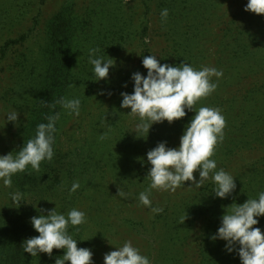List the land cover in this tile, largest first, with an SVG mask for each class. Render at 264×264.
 Instances as JSON below:
<instances>
[{
    "label": "trees",
    "instance_id": "obj_1",
    "mask_svg": "<svg viewBox=\"0 0 264 264\" xmlns=\"http://www.w3.org/2000/svg\"><path fill=\"white\" fill-rule=\"evenodd\" d=\"M220 2L222 0H139L138 9L144 11L141 15L144 21H136V24L134 17L137 10L132 2L124 0H85L79 6L74 2L72 7L60 9L43 27L44 38L37 56L32 60H26L27 57L15 60L13 76L17 86L15 89L9 88L12 94L0 97V103L5 108L16 109L19 115L22 114V120H19V127L15 126L11 131V142L7 141L8 145L0 149V155L13 152V156H16L23 144L34 138L37 125L47 123L46 117L59 113L54 133L56 142L60 125L72 116L57 103L62 97L79 98L80 114L83 113L84 105L94 90L93 86L100 82H95L92 75L90 49L98 48V56L105 60L111 58L113 63L119 64L122 60L120 53L135 42L142 49L137 71L145 72L142 59L150 54L148 46L152 42H146V38L148 13L153 3V16L159 18L156 24L160 40L153 45V55L157 56L161 64L179 66L187 62L196 70L210 67L223 72L218 80L212 77L211 82L217 84L215 91L201 98L194 108H218L225 118L224 139L217 143L210 159L217 162V170L223 169L230 173L237 184L232 196L220 199L213 194L215 185L211 179L200 189L189 187L191 182H186L191 196L182 199L173 210L174 221L164 233L171 245L186 248L194 244L200 260L198 264H240L235 253H226L224 241H213L211 236L220 226V218L226 207L229 206L225 209L228 211L233 202L242 204L248 198L258 199V193L264 192V86L242 87L243 82L264 73V15L245 11L246 4L238 5L237 14H231L229 8H221ZM163 9L169 12L166 21L161 19ZM9 10L0 7V18L7 19ZM217 19H220L218 28L222 25L218 34ZM0 54H5L4 49L0 50ZM3 91H6L5 88H2L1 95ZM99 115L98 124L102 123L101 119H106L103 121L106 130L97 131L92 126L96 136L90 138L87 147H90L89 152L94 151L105 163L98 160L97 156L93 161L103 163L110 169L120 151L111 150L109 136L104 133L111 134L116 125L106 113L101 112ZM194 115V112H187L185 118L172 124L167 121L154 124L148 134L149 143L143 146L153 145L154 148L159 142L167 141L168 147H178L183 130ZM101 136L106 138L101 140ZM117 142L123 146L121 134ZM251 154H258L259 157L240 169L234 166L236 161H243L244 156ZM87 159L92 160V155L88 154ZM124 159L128 161L126 155ZM54 160L55 153L51 162L41 163L39 172L29 166L25 172L14 175L10 188L4 187L0 181V264H55L57 257L62 258L63 249H54L51 258L43 253L32 257L21 246L24 240L39 235L30 223L31 217L46 215V203L51 200L55 203L60 195L52 193L42 205L40 200H34L35 203L28 207L22 202L19 208H16L18 205L12 202L10 195L19 191L26 201L27 197H42L44 191L49 193L47 189L54 191L44 183ZM84 163L86 165L88 161ZM86 168L83 167L84 170ZM194 176L199 179L198 173H194ZM143 177L144 174L142 177L140 174L141 184L127 186H138L137 201L139 194L147 188V177ZM58 203L63 212L71 210L69 201L61 200ZM40 209L44 211L40 212ZM257 226L264 230V217L260 218ZM68 233L74 239L79 232L76 227L69 226Z\"/></svg>",
    "mask_w": 264,
    "mask_h": 264
},
{
    "label": "rangeland",
    "instance_id": "obj_2",
    "mask_svg": "<svg viewBox=\"0 0 264 264\" xmlns=\"http://www.w3.org/2000/svg\"><path fill=\"white\" fill-rule=\"evenodd\" d=\"M74 2L79 6L85 0H0V7L10 9L6 15L7 19L0 18V50L5 51L3 56L0 54L3 58L0 61V97L12 94L9 88L11 90L17 86L13 76L15 60L24 57H27L26 60L35 58L43 42L42 31L46 22L51 20L60 9L72 7ZM124 2H132L136 8L135 24L136 21L137 23L144 21L141 17L144 11L141 8L138 9L139 0L134 2L124 0ZM246 3L247 0H222L220 2L221 8L223 10L229 8L231 14H237L238 5ZM151 6V12H147L149 27L146 42L150 40L152 42L148 46L149 55H153V45L160 42L156 24L159 18L156 15L153 16V3ZM219 20H216V25L220 23ZM219 26L222 27V25ZM219 28L217 25L216 34ZM28 49L31 51L27 52ZM141 52L142 49L138 48L135 42L131 47L128 45L123 53H120L122 60L120 59L119 64L115 62V67L109 70V78L93 86L94 90L90 93L91 99L89 98L84 105L83 113L78 117L72 115L60 125L53 149L55 160L50 174L46 172L49 174L48 179L44 180V183L54 191L47 189L49 193L44 191L42 197H27L24 204L28 207L29 204L40 200L42 205L52 193H58L60 197L57 199L59 200L55 203L53 200L48 201L44 210H51L47 208L53 209L56 205L57 211L67 216L68 211L63 212V209L59 208L61 204L58 203L61 200H67L70 202L71 210L75 208L85 212L86 223L76 227L79 233H76L74 239L78 241V247L89 248L93 251L94 264H103L104 254L115 250L114 247H121L126 241H131L142 255L149 258L151 264H198L200 260L195 252L194 244L186 248L171 245L164 233L166 227H170L174 221L173 210L180 205L182 199L185 200L191 196L188 186L179 187L175 191L151 190L149 197L152 201L151 207L165 210L162 215L154 213L151 208L136 200V194L139 192L138 186L127 187L130 184H141L140 174L141 177L144 174V179L145 176L147 177L151 165L147 163L146 153L153 149V145L143 146L144 143H149L147 134H144L143 138H137L132 132L135 125L139 123V117L130 115L128 113L130 109L120 108L122 100L120 93L131 94L133 92L131 75L138 70V57ZM142 74L146 75L147 70ZM124 84H127L126 88L123 87ZM260 85L264 86V73L243 82L242 87L249 89ZM2 88L6 91H3L1 95ZM101 90L113 94L111 96L99 95ZM13 110L16 109L5 108L0 103V149L8 145L7 141L11 142V131L15 126L12 123L6 124L5 117ZM101 112L106 113L116 125L114 132L104 133L109 136L111 150L120 151L119 155L115 156V162L110 165L112 167L110 169L104 166L105 162L94 151L89 152L90 147H87L90 138L96 136L92 126L96 127L97 131L106 130L105 122H103L106 119H101L102 123L98 124ZM19 120H22V114L19 115ZM120 134L123 146H119L117 142ZM125 134H128V137L124 138ZM171 143L170 141L169 146ZM88 154L92 155V160L87 159ZM100 154L103 155V152L100 151ZM125 155L128 157L127 162L124 159ZM96 156L103 163L93 161ZM244 157L243 161H236L234 164L236 168L245 167L259 155L251 154ZM85 161H88L86 165H84ZM83 167H87L86 170ZM147 180V188L144 191L151 183L148 177ZM73 182H79L80 187L69 195L68 190ZM118 191L127 193V197L121 198L118 196ZM165 259L169 260L165 261Z\"/></svg>",
    "mask_w": 264,
    "mask_h": 264
},
{
    "label": "clouds",
    "instance_id": "obj_3",
    "mask_svg": "<svg viewBox=\"0 0 264 264\" xmlns=\"http://www.w3.org/2000/svg\"><path fill=\"white\" fill-rule=\"evenodd\" d=\"M245 11L264 15V0H247ZM168 15V9L161 11L163 21H166ZM98 52V48L89 51V63L93 66L92 75L95 82L107 80L109 70L115 67L113 59L105 60L97 55ZM142 66L147 70L146 75L139 71L131 75L133 92L120 93L122 97L120 108L130 109L128 112L130 115L139 117V123L132 131L137 138H143L144 134L148 137L154 124H162L165 121L172 124L185 118L187 112H194L195 115L185 126L178 147H168L167 141H162L146 153L147 163L151 165L147 174L151 183L146 191L139 194V202L151 208L154 213H160L163 211L162 208L151 207L152 201L149 198L151 190L175 191L185 186L186 182H191L189 187L200 189L209 179L215 185L214 196L228 199L236 192L235 178L223 169L217 170V162L210 159L214 155L217 143L224 139L225 118L218 108L200 107L198 110L194 108L201 98L215 91L217 84L211 82L212 77L218 80L223 76V72L210 67L196 70L187 62L179 66L161 64L155 55L144 56ZM123 87L126 88L127 84ZM98 94L111 96L113 93L101 90ZM57 103L70 115L77 117L80 115L79 98L62 97ZM5 118L6 124L12 123L19 127V113L16 110L9 112ZM46 119L48 122L37 125L34 138L23 144L16 156H13V152L0 155V181L4 187L10 188L12 177L25 172L29 166L33 171L39 172L43 161L53 160L55 125L59 113ZM105 138L101 136L100 139ZM194 173H198L199 179ZM79 187V182H73L68 190L69 195L76 192ZM10 195L12 202L18 205L16 208L25 202L23 194L19 191ZM127 195L123 191H118L121 198H126ZM225 209L220 218V226L211 239L224 241L226 253H235L240 264H264V230L257 226L260 218L264 217V192L258 193V199L248 198L242 204L233 202L230 210ZM43 211L40 209V212ZM30 223L39 235L23 241L21 246L25 253L32 257L43 253L51 258L54 249H63L62 258L57 257L55 264L66 262L94 264L93 251L78 247V241L68 233L69 225L78 227L86 223L85 212L74 208L65 216L57 211L55 205V208L48 210L46 215L31 217ZM114 248L115 250L104 254L103 264H151L149 258L142 255L131 241Z\"/></svg>",
    "mask_w": 264,
    "mask_h": 264
}]
</instances>
